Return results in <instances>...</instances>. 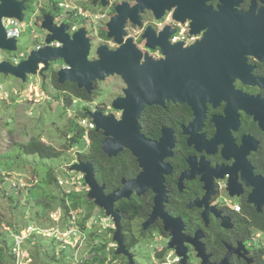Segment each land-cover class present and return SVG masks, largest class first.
<instances>
[{
    "label": "flooded vegetation",
    "instance_id": "obj_1",
    "mask_svg": "<svg viewBox=\"0 0 264 264\" xmlns=\"http://www.w3.org/2000/svg\"><path fill=\"white\" fill-rule=\"evenodd\" d=\"M71 3L82 16L67 21L68 33L72 36L85 30L89 61L100 60L98 50L102 47L114 52L126 46L136 51L141 63L161 61L167 70L172 65L183 72L184 66L194 71L188 87H181L192 94L191 103L166 100L161 106H147L140 115L141 134L151 142L162 143V153L148 158L147 169L130 150L114 157L118 159V187L113 192L144 174V179L131 187L130 197L115 204L127 249H137L143 240L156 243L165 238L169 244L174 229L166 230V226L180 225V237L193 239L202 233L199 243L205 246L212 264L227 257L228 264H264V0ZM51 10L49 15L54 20L59 11ZM40 12L39 19L48 15ZM80 17V23L74 22ZM74 25L79 29L71 32ZM59 69L52 64L42 76L60 92L59 99L72 94L68 89L75 87L90 98L85 102L73 97V102L90 106L85 107V114H114L118 122L122 121L123 112L115 110L113 103L125 97L127 87H122L108 106L97 99L101 84L109 78L94 81L89 94L77 84H61L53 72ZM87 119L94 123L89 116ZM97 132L104 137L102 131ZM122 167L127 175L120 177ZM98 184L106 195L113 193L107 192L105 184ZM158 187L163 194L156 191ZM128 205L130 211L124 216L119 209ZM97 211V217L106 224L101 229L109 228L113 249H118L114 220L104 209L98 207ZM183 247L189 249V264H201L193 244L184 241ZM169 264L180 262L171 260Z\"/></svg>",
    "mask_w": 264,
    "mask_h": 264
},
{
    "label": "rangeland",
    "instance_id": "obj_2",
    "mask_svg": "<svg viewBox=\"0 0 264 264\" xmlns=\"http://www.w3.org/2000/svg\"><path fill=\"white\" fill-rule=\"evenodd\" d=\"M31 4L32 1L28 0L26 23L21 26L22 34L18 39V51L0 50V62L14 63V58L22 54L28 58L37 46L45 44L47 33L42 29L39 15L43 8L53 9V7L47 0L41 2L42 8L38 11ZM37 18V21H33ZM81 21L82 18L79 21L74 20L76 23ZM62 64L64 62L59 61L53 65L62 69ZM100 87L103 89L99 92L97 100L109 106L110 102L121 94L122 87H126V84L119 77H111ZM59 95L60 92L53 87L50 80H46L42 75L30 76L27 83H23L15 77L0 74V181H2L0 187V253H3L6 258V264H75L77 261H89L96 264L93 261L95 257L93 247L100 242V245L107 247L106 264H127L126 259L116 260L111 254V250L115 248L112 240L113 233H107L109 228L101 229L106 224L103 225L104 222L97 219V209L87 221L84 218L87 215L86 212L80 210L71 212V216L77 218V224L83 222L87 224L89 221L96 220L95 227L89 232L83 244H77L79 237H76L73 243L68 237L65 242L58 244L53 238L45 235L44 231L52 229L66 231L69 219L64 211L59 209L58 213L53 216L49 213L45 214L42 219L36 216L43 214L44 209L38 204L39 200L36 201L34 198L39 197L41 200L49 201V197L59 195V190L46 186V169L55 171L56 177L64 183L62 185V182H59L63 188L80 193L87 191L83 190V186L78 183L80 174L69 171V167L79 162L78 153L89 146L88 137L83 140V146H76L68 151L63 145L71 137L65 136L72 126L71 122L75 120L80 125L78 115L81 112L86 113L85 109L90 106H83L79 101L66 106L64 101L59 99ZM34 137L61 151L62 157L42 162L37 156H24L20 145L27 144ZM18 153L21 154L22 159L20 160L16 157ZM9 165L14 168L9 169ZM55 203H47L51 204L49 210L57 209ZM8 223L21 229V235H28L25 230L28 225L40 226L41 231L32 233L31 238L21 245L20 250L15 246L16 241L10 232ZM92 223L91 226H93ZM91 233H96L98 237L96 241L90 236ZM40 241L43 243V248L39 246ZM168 242L166 243L165 238L158 239L156 243L152 240H143L141 245L132 251L135 264H165V261L169 264L174 258L170 257L172 253L169 252L173 251L167 249ZM165 250L169 251L165 255L166 260L156 254L162 251L165 254Z\"/></svg>",
    "mask_w": 264,
    "mask_h": 264
},
{
    "label": "water",
    "instance_id": "obj_3",
    "mask_svg": "<svg viewBox=\"0 0 264 264\" xmlns=\"http://www.w3.org/2000/svg\"><path fill=\"white\" fill-rule=\"evenodd\" d=\"M26 0H0V50L8 52L18 51V40L9 39L3 25L4 18H15L21 22L26 20ZM42 29L47 36L45 46L33 50L30 56L14 65L9 61L0 62V74L12 76L23 83H27L30 76L44 75L51 65L63 61L69 69L62 68L58 71V79L61 84L71 82L78 88L86 90L89 94L93 91V82L105 81L107 78L119 76L126 84L125 97L116 99L113 108L122 111V121L118 122L116 116L111 114L104 116L101 112L87 113L93 119L97 131L104 133L103 151L110 158L118 156L124 150H130L147 169V160L153 155H159L163 151L162 143H154L145 139L140 132L139 118L147 106L163 105L165 101L192 102V94L182 91L181 87H188V79L194 71L184 66V72L180 68L169 69L163 62L146 60L141 63V57L133 49L126 46L117 51H108L106 47L98 50L100 60L89 61V41L85 38V30L80 29L74 35L68 33L70 26L62 24L54 25L52 15L43 16ZM55 42L60 47H54ZM41 65H44L41 67ZM184 80V82H182ZM69 171L85 175V182L89 187L88 199L95 205L104 209L106 215L112 218L116 225L114 241L118 244L117 256L128 258L130 264H135L134 255L127 249L125 238L122 234L121 216L115 210V204L122 198H129L131 187L139 184L144 174L134 183L124 182L122 190L115 191L109 195L105 194V188L100 187L94 172V167L89 163L77 162L69 167ZM163 194L162 188H155ZM142 192V191H141ZM139 191V193L141 194ZM166 221H169L167 217ZM224 222H227L224 220ZM149 223H146L147 227ZM225 224V223H224ZM174 229L173 238L168 244L169 250L181 258L180 264H189V249L183 247L184 241L193 244L197 252V258L201 264H212L207 255L205 246L199 243L202 233H197L195 238L180 237L178 232L181 226H166V230ZM219 264H228V257Z\"/></svg>",
    "mask_w": 264,
    "mask_h": 264
},
{
    "label": "trees",
    "instance_id": "obj_4",
    "mask_svg": "<svg viewBox=\"0 0 264 264\" xmlns=\"http://www.w3.org/2000/svg\"><path fill=\"white\" fill-rule=\"evenodd\" d=\"M30 1H32L31 5L33 6L34 1L36 0H30ZM26 2L28 3V0H26ZM51 11H52L51 9H46V7L42 9V13H45V14H50ZM40 20H43V18L40 17ZM53 72H55L54 74H58L57 71H53ZM56 79L57 77L54 76V81H56ZM74 89L75 87H70L68 91L69 93H72V94L70 95L67 94L65 96L66 98H62V102L64 101L66 106L73 105V99H74L73 97L78 98V99L83 98L85 102H88L90 100V98L85 93L78 92L77 90H74ZM78 117H79L80 125L77 122H75V120H73L71 122L72 126L69 128V130L65 134L66 137L68 138L69 136L71 137L67 139V141L65 140L66 142L63 145L64 149L68 151L71 148L80 146L83 144L82 143L83 140L86 137H89L91 144L84 151L78 153L77 160L83 163H90L91 165H93L95 169L96 179L98 180L100 185L105 184L107 186V192L108 193L113 192L118 187V186H115L116 178H118V176L116 175L118 159L109 158L104 153L102 149V143H103L102 141L104 137L102 136L100 132H97L95 129L93 130L86 129L84 126L81 125V122L87 119L88 116L84 112H81L78 115ZM20 147H21L20 148L21 153H23L24 156H27V157L37 156L40 160H42V162L44 160L60 159L62 157L61 151H58L55 147L51 145H47L45 142H43L41 139H38L37 137L32 138L25 145L24 144L20 145ZM20 155H21L20 153L16 154V157L18 158V160L22 159ZM124 156L127 157L128 155H124ZM125 162H126L125 164H128V160H126ZM12 165H9L10 166L9 169L14 168ZM126 175H127L126 169L122 167L120 177L126 176ZM45 180H46V186L51 187V189L59 190V195H56L51 198L49 197L48 198L50 199L49 201L41 200L39 197L34 198L36 201L39 200L38 204L42 205L41 208L44 209L43 214L36 215L38 219H42L44 215L45 214L48 215V213L50 216L56 215L59 209L64 211V214L65 216H67L68 219L71 216V212L77 211V210L87 213V215H85L84 217L85 221H87L92 215H94L93 212L98 207L95 205L93 201L88 199V191H85L84 192L85 194L76 192L75 190H73L70 193H67L68 189L63 188L59 184L60 181L56 177L55 171L53 169H46ZM1 184H2V181H0V187H1ZM85 186L87 187L86 184ZM11 199L14 200L13 196H11ZM48 202L50 203L56 202L55 205L57 206L55 207L57 209L55 210L54 208V211L49 210V207L51 206V204H47ZM123 209H124L123 207L119 209V212L125 216L126 213L130 211V205L126 206L125 210ZM0 222H1V219H0ZM8 225L10 226V228L11 227L17 228V226H15L12 223H8ZM80 225L82 228H85L86 222L80 223ZM90 236L93 238L94 241H96L98 238L96 236V233H91ZM39 243H40L39 246L43 248V243L41 241ZM132 245L133 244H131L130 247ZM93 250L95 254L93 261L96 262V264H106V260H107L106 245L100 246V244L97 243V246L95 245L93 247ZM130 250L133 251L134 249H130ZM162 252H160L158 256L164 257V259L166 260L165 255L169 251L165 250V254H163ZM111 254L116 260L120 258L126 259L125 257L117 256L116 249H112ZM0 264H6V258L4 257L3 253H0ZM66 264H71V263H66ZM84 264H92V262L85 261ZM127 264H130L129 261H127Z\"/></svg>",
    "mask_w": 264,
    "mask_h": 264
},
{
    "label": "built area",
    "instance_id": "obj_5",
    "mask_svg": "<svg viewBox=\"0 0 264 264\" xmlns=\"http://www.w3.org/2000/svg\"><path fill=\"white\" fill-rule=\"evenodd\" d=\"M42 1H44V0L34 1L33 7L37 11L40 8H42V4H41ZM47 1L49 3H51V6L53 7V9H56L57 11H59V14L54 19V25H56V26L66 24L67 21H69L70 19L78 18L79 16H82L81 10L77 9L76 7H74L72 5V3H71L72 0H47ZM37 20H38V18L36 20H33V21H37ZM24 23H26V20H25V22H21L15 18H4L3 25H4L5 30L7 32L8 38L9 39L16 38L18 40L22 34L21 26ZM78 29H79V26L74 25V26H72L71 32H76ZM60 45L61 44L58 42H55L53 44L54 47H60ZM44 46H45V44H43L41 46H37L35 48V50L40 49ZM18 47H19V45H18ZM22 58L27 59L24 56V54H22L20 57L14 58L13 64L14 65L19 64L21 62L20 60ZM43 66L44 65H41V67H43ZM81 125H83L84 127L88 128V129H95V127H96L95 124L93 122H89L88 119L83 120L81 122ZM61 182L62 181H60V183ZM78 183L81 186H83V190L88 191V188H86V186H85L83 174H80V177L78 178ZM61 184L64 185L63 182ZM68 191H67L68 193L72 192L70 190H68ZM97 219H98V217H97ZM91 223L93 226H91ZM95 223H96V220L89 221V222H87L85 228H82L80 223L77 224V218L70 216L69 223L66 224V226H67L66 231H60L58 229H52L51 231H44V232L46 233L45 235H47L49 238L50 237L53 238V240H55L58 244L65 242L68 237L70 239H72L70 241L71 243L74 242L76 237H79L80 239L77 241V244H79V243L83 244L86 241V239L89 235V232H91L93 227H95V225H96ZM25 230H26V234H28V235H24V234L21 235V233H20L21 229H19L18 227L17 228H10V232L16 241L15 246L17 249H20L21 245H23L26 241H28L31 238L32 233H34V232L39 233L41 231V228H40V226L37 227L36 225H28ZM170 257L174 258V260L172 261L173 263H179L180 262V257H178L176 254L173 253L172 255H170ZM84 262L85 261H77L75 264H84Z\"/></svg>",
    "mask_w": 264,
    "mask_h": 264
},
{
    "label": "clouds",
    "instance_id": "obj_6",
    "mask_svg": "<svg viewBox=\"0 0 264 264\" xmlns=\"http://www.w3.org/2000/svg\"><path fill=\"white\" fill-rule=\"evenodd\" d=\"M88 191H89V188H88ZM70 218V217H69ZM173 251V250H172ZM169 253H171V252H169ZM169 255V254H168Z\"/></svg>",
    "mask_w": 264,
    "mask_h": 264
}]
</instances>
